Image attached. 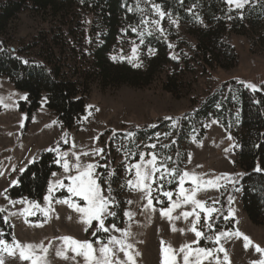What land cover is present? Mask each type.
I'll use <instances>...</instances> for the list:
<instances>
[{
  "label": "trees",
  "instance_id": "16d2710c",
  "mask_svg": "<svg viewBox=\"0 0 264 264\" xmlns=\"http://www.w3.org/2000/svg\"><path fill=\"white\" fill-rule=\"evenodd\" d=\"M154 5H159L166 13L160 24L163 33L152 23L141 22L142 19L149 22L160 19ZM25 13L46 14L55 23L40 32L30 47L16 50L10 44L14 34L12 24ZM251 21H264V3L237 10L226 0H0V79L7 78L16 90L27 96L19 107L27 117L23 133L44 97L47 98L46 108L57 116L65 130L71 131L86 115V96L93 83L97 82L103 91L123 86L141 89L157 83L165 93L179 99L184 92V77L235 69L239 56L230 37L232 33L246 36ZM133 28L137 31L133 32ZM141 31L143 37L137 35ZM127 42L141 43L140 67L116 57ZM28 51L34 52V59L25 56ZM228 87L234 91L227 90ZM192 104L177 127L159 118L154 124L135 125L122 131L108 130L101 136L105 149L98 161L102 167H98L97 172L101 179L106 169L114 173L102 188L110 185L117 201L114 209L117 215L109 217L106 225L124 226L122 195L127 180L133 175L124 177L121 166L126 161L130 165L139 162L143 143L152 142L161 130L171 132L175 138L167 148L162 150L159 146L157 152L160 151L165 160L172 155L171 167L181 173L187 158L185 145L190 137L193 135L201 141L206 122L215 119L228 131L236 130L239 179L233 190L223 192L218 203L220 210L210 221L213 231L207 228L203 231L214 237L220 230L234 228V220L224 218L239 194L250 222L264 227V172L255 171L257 167L264 169V92L252 91L232 80L221 84L207 98L193 99ZM125 141L128 146L120 153L115 152L114 145ZM115 154L122 155L118 165ZM57 160L52 151L40 152L35 162L19 174L17 184L7 191L8 198L42 203L52 174L61 170ZM177 177L171 182L157 183L163 184L162 191L175 194ZM156 186L153 185L154 189ZM152 195L156 197L155 208L170 206L161 193L153 191ZM57 197L67 198L68 194L62 192ZM229 197L233 198L231 203ZM203 223L202 219L201 225ZM0 228L4 231L0 239L11 244L15 240L13 227L3 213H0ZM108 235L97 233L90 240H106ZM196 246L214 248L216 244L214 240L206 243L201 239Z\"/></svg>",
  "mask_w": 264,
  "mask_h": 264
},
{
  "label": "rangeland",
  "instance_id": "374dc122",
  "mask_svg": "<svg viewBox=\"0 0 264 264\" xmlns=\"http://www.w3.org/2000/svg\"><path fill=\"white\" fill-rule=\"evenodd\" d=\"M260 2L264 3V0H247L243 8L246 5H257ZM229 6L237 9L234 4ZM54 23L53 18L46 14H21L12 24L14 34L10 43L11 47L16 50L30 47L40 32L47 30L48 25ZM230 39L239 56L238 67L232 70H215L206 75L197 73L195 76L184 77V92L179 99L165 93L157 83L141 89L123 86L105 91L99 87L97 82L93 83L86 96V115L80 125L71 131L65 130L57 116L46 108L44 97L40 109L32 115L31 122L23 133L27 117L19 107L20 103L26 100L22 97L27 96L16 90L7 78L0 79V209H5L0 213H3L11 223L15 241L21 244H43L48 247L46 264H70L69 261L59 258L55 254L61 244L59 238L68 236L81 241L90 240L94 230L89 228L88 232H85L84 225L78 222V214L73 208L69 204L57 203V201L70 199V203L74 201L83 206L84 201L78 197H70L66 188L54 187L53 192L49 194V186H54L57 179L63 180L65 185L69 183L65 179L68 174L63 172L62 167L60 172L50 180L42 203H35L27 198L13 200L8 198L7 191L17 184L19 174L40 152L52 149L58 159L61 154H66L70 164L75 159L73 153L80 155L86 152L88 155H81V161L85 164L90 162L98 164L105 149L100 138L108 130L122 131L135 125L154 124L159 118L169 120L174 127H177L181 117L192 109L193 99L207 98L221 84L232 80H237L244 85L254 84L264 92V21H251L246 36L232 33ZM133 47L137 49L134 59ZM141 54V43L127 42L123 48L117 51L116 57L128 62L129 59H132V64H134L140 63ZM25 56L30 59L35 58L32 51L25 52ZM76 77L78 79V76ZM228 89L234 91L230 87ZM235 131V129L228 131L219 121L209 119L205 124L204 138L198 142L192 135L185 145L187 158L181 173L184 171L195 173L205 181L215 180L221 176H228L232 180L238 181L236 153L238 144ZM229 136L231 139L228 138ZM173 138L175 137L171 132L159 131L153 137L152 142L142 144L140 155L143 154L145 160H149L151 159L150 154L155 153L158 157V164L162 161L167 168L172 169L171 160H165L163 154L160 151L157 152V148L159 146L162 150L167 148ZM104 139L107 140L106 137ZM152 144L156 145L154 149L150 147ZM127 146V141L120 142L114 145L115 152L118 150L120 153L121 149ZM97 149H103V154L96 155ZM114 156L115 164L118 165L122 155L115 154ZM129 165L130 163L126 161L121 166L125 171L124 177L130 174L126 170ZM134 172L133 169L131 179L135 178ZM69 174H75V170ZM178 180L179 176L177 183ZM184 187L190 189L193 185L186 181ZM234 187L225 179L219 180L216 186L202 185L201 190L197 193V199L206 202L207 207H215L219 211V202L213 205V201H220L223 192L228 189L233 190ZM178 191L177 187L173 201L177 199ZM62 192L67 193L68 197L58 198L57 195ZM105 194L107 195V192ZM46 196H50V204L45 201ZM122 197L125 201L124 226L118 229H127L132 232L131 242L134 244L135 250L140 253L136 258L137 264H161V241L170 244L174 249H179L185 243L191 244L196 239L194 233L188 230L194 222V217H190L188 221L181 218L169 222L167 218L160 215L161 209L153 206L155 211L145 210L147 201L143 194L135 187H128L127 183ZM240 198V194L234 198L230 209L232 215L228 214L224 218V220L233 219L234 228L220 230L217 234L239 231L242 236L247 235L251 239L253 246L246 250L243 246L242 236L232 235L222 237L219 245L214 248L223 247L228 254L230 264H253L254 261L264 259V255L256 253L254 249V245L264 248V227L255 226L250 222L243 210ZM20 201H24V203H20ZM31 204H38L39 209L30 207ZM26 209L31 214H28ZM191 210L190 204L182 205L175 209L172 215L176 216L182 211ZM125 212H131L132 218L129 219L125 216ZM216 213L213 214V217ZM200 215L201 220L204 221V213H200ZM200 226L201 221L197 227L200 228ZM173 227L177 230L173 231ZM180 229L185 231L181 233ZM111 234L120 237V232ZM2 235H4V231L0 228V236ZM209 242L211 241L206 240V243ZM8 244L11 246L12 243ZM193 247L197 246L194 244ZM218 255L220 264H224L223 253H218ZM0 257H3L5 264H29L27 261L9 257L6 252H1ZM205 264H208V261H205Z\"/></svg>",
  "mask_w": 264,
  "mask_h": 264
},
{
  "label": "snow or ice",
  "instance_id": "6c2138e0",
  "mask_svg": "<svg viewBox=\"0 0 264 264\" xmlns=\"http://www.w3.org/2000/svg\"><path fill=\"white\" fill-rule=\"evenodd\" d=\"M247 0H226V3L229 5H235V8L242 9ZM154 11L160 17L159 20L147 21L142 19L143 24L152 23L156 26V30L163 33V29L160 27L161 21L164 19L166 13L161 10L159 5H154ZM131 11V9H129ZM172 23H176L172 21ZM133 32H136V28L132 29ZM150 34V33H149ZM137 35L143 37L144 33L138 32ZM142 42V41H141ZM171 47V45H170ZM136 47H133V59L136 54ZM151 51V50H149ZM173 59L177 57L173 56ZM113 60L116 57H112ZM25 64L28 61H24ZM129 63H132V59H129ZM141 64L134 63L133 67H140ZM245 87L251 89L252 91H259L256 85L248 83L245 84ZM26 99V97H22ZM45 98V102H46ZM98 110V109H97ZM171 119V118H168ZM129 136L133 134L129 133ZM231 139V136L228 137ZM151 148H155L156 145H150ZM52 151V149H49ZM96 155H102L103 149H97ZM81 155H88V153H81L76 155L73 153L74 162L69 163L66 158V154H61L56 163L60 164L63 168V172L68 174L65 176V179L69 181L67 185L64 184V181L57 179L54 182V186H49L48 192L51 194L55 188H66L67 192L70 194V197H78L80 200L84 201V205L80 206L74 201L70 203L69 200L57 201V203L69 204L71 208L78 214V222L84 225V231L88 232L89 228H93L92 236H96L97 233H106L109 234L107 239L97 238L94 241L92 240H78L72 237L63 236L60 237L61 241L60 246L56 249V256L67 260L70 264H137V257L140 255L138 251L135 250L134 244L131 242L133 234L130 230H121L113 223L109 226H106L105 222L108 217H115L117 215L114 210L117 206V201L115 196L112 195L111 186L107 189L102 188V184L108 182V177L114 175L113 172H108L105 170V175L101 179L100 173L96 171L98 165L96 163H83L81 161ZM151 159L145 160L143 154L140 155V161L133 165H130L126 170L129 173L134 172V179L127 181L128 187H135L142 194L144 199L147 201L145 210L151 209L155 211L153 207L154 197L153 191L161 193L163 197H166L170 203V206L166 209H161L160 215L169 220H179L183 218L185 221H188L190 217H194V222H192L191 227L188 229L194 233L196 239L191 243H185L179 249H174L170 244H166L164 241H161V264H205V261H208V264H220V257L218 253H223L224 264H230L229 257L226 250L223 247L216 248H206L202 246L193 247V245H199L201 239L213 241L216 245H219L222 237H228L235 235L236 237H241L242 234L239 231L235 233L230 232H221L217 235L209 236L203 231L204 228H207L209 232L213 231V224L210 221L213 219V214L218 210L215 207H207L206 202H203L197 199V193L201 190L202 185H212L216 186L221 179L227 180L229 183L235 184L237 181L232 180L228 176L217 177L215 180H203L195 173H189L184 171L182 173L178 172L176 169L167 168L164 163L161 161L157 163L158 157L155 153L150 154ZM168 160H171V157H168ZM32 162H35L34 160ZM75 170V174H69ZM256 172H264V169L257 167ZM56 176V173L52 174ZM179 176L177 199L173 201L174 193L172 191H162L163 184H158L157 181L175 180ZM188 181L193 185L190 189H185V182ZM15 183V182H14ZM153 185H157L156 188H153ZM124 185H122L123 187ZM218 190V189H217ZM239 191V189H235ZM107 192V195L105 194ZM233 200L232 197H229V202ZM45 201L50 204V196L45 197ZM157 202L162 203L163 201L158 200ZM219 201H213V205ZM24 203V201H20ZM130 203V202H129ZM191 205V211H182L179 215L173 216L172 213L175 209L180 208L182 205ZM30 207L39 209L38 204H31ZM199 210V211H197ZM5 209H0V212H4ZM28 212V210H25ZM200 213H204V223L197 227L201 221ZM28 214H31L28 212ZM47 215V212H45ZM125 216L132 218L131 212H125ZM232 213H229L231 216ZM71 219V217H69ZM95 222V223H94ZM7 223V221H5ZM173 231L177 229L173 227ZM181 233L185 230L180 229ZM112 232H120V237L112 235ZM242 239L244 241V248L247 250L250 246H253V242L247 235H243ZM256 253L264 255V248H261L259 245H254ZM49 251L48 247H45L43 244H21L12 241L11 246L3 239H0V252H6L9 257L18 258L21 261H27L29 264H46L47 253ZM71 253V255H69ZM18 254V255H17ZM122 254V255H121ZM80 258V259H77ZM0 264H5L3 257H0ZM253 264H264V259L254 261Z\"/></svg>",
  "mask_w": 264,
  "mask_h": 264
}]
</instances>
